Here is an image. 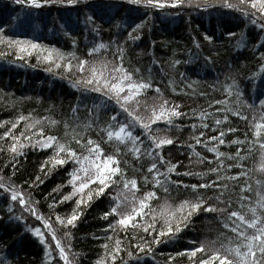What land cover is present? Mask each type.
I'll return each mask as SVG.
<instances>
[{
	"label": "trees",
	"instance_id": "obj_1",
	"mask_svg": "<svg viewBox=\"0 0 264 264\" xmlns=\"http://www.w3.org/2000/svg\"><path fill=\"white\" fill-rule=\"evenodd\" d=\"M93 2L94 0H76L69 5L64 0H51L49 3L41 0V6L34 7L16 4L14 0H0V37L31 41L38 46L33 49L27 44L20 45L27 51L17 54L16 45L9 47L7 40L0 42V53H3L0 55V121H15L18 115L28 114H31L32 119H55L60 123L49 126L46 119L41 126L45 128L46 135L58 138L64 137L65 121H75L80 125L91 124L92 127L85 131L84 138L91 136L101 144L105 153H115L117 148L120 149L119 159H127L129 162L126 176L137 177V197L142 196L144 191L151 190V183L145 185L140 179L153 159L144 152V149L151 148L148 136L158 134L171 137L174 143L165 145L160 154L165 162L177 165L171 178L173 181L181 180L183 184H173L168 193L158 190L157 199L151 201V208L157 213L165 201L175 208L180 201L193 198L192 190L184 185L203 182L199 176L176 173L204 172L208 167L216 166L214 162L209 164L208 160L199 163L202 157L214 160V154L208 152L203 144L195 143L194 138L198 137L199 132L205 133L200 139L206 140V137L215 135L217 131H226L231 127L235 131L226 132V141L238 139L253 142L252 150L243 163L245 169L250 170L248 183L253 189L244 195L254 201L256 181L264 182V172L259 171L261 150L259 144L254 143L257 139L264 141V133L259 138L253 135L255 123H264L261 119L264 108L260 103L264 100V31L259 23L253 24L236 9L221 6V0H197L198 3L213 5L207 8L185 5L163 9L127 4L119 7L121 0H115L119 12L113 8L103 16V21H97L100 25L97 33L93 31V25L85 23V15L92 11L85 4ZM229 2L238 5L239 0ZM256 19L260 21L259 16ZM141 21L143 27L138 32L133 31L131 25ZM206 35L211 39H205ZM98 43L109 47L89 54V49ZM60 55L64 57L61 64L71 61L70 72L54 66L53 61ZM117 55L122 56L127 71L152 85L136 98L141 105L149 106L147 110L141 106L143 112L137 110L138 115L147 119L151 115V106H158L164 100L179 104V110L184 114L179 119H174L171 126L159 121L151 124L150 130H143L139 126L133 128L134 135L143 141L142 159L139 163L126 150V145L115 140L108 141L102 132L109 125L114 105L105 104L103 97L97 93L72 86L81 78L76 69L79 59H85L89 63L109 61L107 64L110 63L108 67L111 68L113 64L120 63L116 60ZM46 56L53 59L46 60ZM157 87L160 89L159 93L155 91ZM226 89H230L232 94L228 95ZM213 101L222 103L214 104ZM226 106L239 111L245 119L227 113V122L214 128L215 119H222L226 114L223 111L216 112L215 109ZM201 112L209 113L207 120L198 118ZM203 123H207L208 128H203ZM23 124L22 121L17 130H22ZM193 124L196 126L192 127ZM157 129H160L159 133L156 132ZM3 130L5 129L0 128V132ZM7 143H11L8 138L0 141V149L5 148ZM72 146L77 151H82L80 146L74 143ZM216 146L226 155L234 154L237 147H242L244 152H248L250 147L249 143L242 146L229 143ZM196 153L200 155L197 156ZM51 155L52 149L28 146L23 149L22 155L16 156L13 167V154L0 150V179L19 185L26 193H30L37 213L43 214L45 218H52V228L57 237L62 243L70 245L66 251L70 259L74 258V264H97V261H107V264H189L186 255L177 256L176 253L196 247L202 241H220L230 237L234 239V234L223 227L220 215L199 211L187 222L181 233L161 243L151 244V252L147 251V245L141 251L134 247L139 241L133 237L143 236L151 243L152 236L142 229L135 232L130 227L121 229L118 224L113 223L114 219H118L113 215L103 218L102 214L110 207L107 195L94 198L87 206H82L83 210L75 227H70V239H65L66 229L55 223L54 214H70L74 199L58 203L52 208H49V203L71 191V186L65 181L74 165L70 162L55 167L45 176L40 165ZM229 162L233 163V168L226 174L241 171L235 166L237 162L225 160V163ZM121 167L125 166L121 164ZM135 168L141 170L137 172L134 171ZM36 176L43 183L36 182ZM207 178L209 177L206 176L205 179ZM243 182L242 179L240 183ZM234 183H229L233 200L229 210H238L239 188L233 191ZM58 185L61 187L57 188ZM90 188L94 189V186L90 185ZM198 191L204 193L206 190ZM115 194L116 188H113L112 195ZM207 195L212 196L213 193L208 190ZM9 203L14 202L8 201L0 190V259L6 260L7 264H64L41 221L29 212H23L19 221L12 219L7 211ZM208 203L215 204L216 201L209 199ZM15 210L16 215L20 216L18 204L15 205ZM161 222L158 215L157 223ZM109 223H113L112 229L107 228ZM30 228H39L45 234L46 243L41 244L39 238L29 231ZM117 236L122 239L126 251L122 249L113 262L108 253ZM200 255L198 253L197 258ZM169 256L173 257L172 261H169Z\"/></svg>",
	"mask_w": 264,
	"mask_h": 264
},
{
	"label": "snow or ice",
	"instance_id": "obj_2",
	"mask_svg": "<svg viewBox=\"0 0 264 264\" xmlns=\"http://www.w3.org/2000/svg\"><path fill=\"white\" fill-rule=\"evenodd\" d=\"M45 3L51 0H44ZM71 5L76 0H64ZM16 4H27L29 6L40 7L41 0H14ZM127 5L143 6L146 8L163 9L165 7H188L193 8H207L213 5L205 3H198L197 0H121L119 7ZM221 6L228 9H236L243 16L249 18L253 24L259 23L262 31H264V0H239L238 5L230 3L229 0H221ZM85 7L92 9L90 14L85 15V23L93 25V31L99 32L100 25L97 21H103V16L107 15L113 8L117 7L115 0H94L92 4H85ZM260 17V21L256 17ZM111 22V17L109 18ZM133 31H139L143 27V21L134 22L131 25ZM229 35H233L229 33ZM132 36V33H129ZM205 39L210 40L211 37L205 36ZM7 40L8 46L16 45L17 54L22 51H27L26 48H21L20 45H30L33 49L38 46L31 41L8 40L7 37H0V42ZM109 46L104 43H98L94 48L89 49V54L100 49H107ZM120 49L118 48V52ZM3 55V53H0ZM39 59V57H38ZM46 60H52L51 56L44 57ZM63 55H60L53 61L54 66L63 68L66 72L72 70V64L68 62L61 64ZM119 64H113L109 69L106 61L96 62L85 59L77 61L76 69L81 74V78L73 83L74 88H83L84 91H91L103 97L105 104H112V115L109 117V125L102 130L104 136L108 141L115 140L120 144L126 145V150L132 154L137 163L142 159L141 145L143 141L139 136L134 135L133 128L139 126L143 130H150L153 123L163 121L168 126L173 124L174 119H179L184 115L180 110L179 104H172L168 100H164L158 106H151V115L144 119L137 114V109L141 104L137 97H139L144 90L152 87L151 83L145 79L136 78L133 72H129L123 65V58L120 55L116 56ZM177 63H179L177 61ZM139 69L136 70V73ZM157 93L160 89H155ZM228 95H231V90L226 89ZM159 100L160 97L158 96ZM214 104H220L221 101H213ZM239 103V97H237ZM261 106L264 108V100H261ZM135 104V107H133ZM145 110L149 108L148 105L143 106ZM216 112L223 111L226 113L222 119H215L214 128L227 122L228 115L236 116L241 119L239 111H235L230 107L223 109L217 108ZM209 113L201 112L198 118L207 120ZM45 117L32 119L31 114L18 115L15 121H0V141L5 138L11 141L7 143L6 147L0 149L2 151H9L13 154L12 163L15 167V158L23 154V149L28 146L38 147L40 149H52V155L47 157L45 162L41 163L40 169L44 175L55 167L63 166L67 163L74 165L73 169L68 173L66 184L71 186V191L60 196L59 200L53 199L49 203V208L54 207L58 203H63L74 199V207L70 214L61 216L58 213L55 215V223L63 225L66 231L64 238L70 239V227H75V222L80 218L83 210L82 206H87L94 198L101 196H109L110 207L102 216L107 219L109 215L118 217L114 219L113 223L118 224L121 229L131 228L133 232L137 229H142L144 233L152 236V241L149 243L143 236H134L133 239L139 242L134 245L135 248L143 251L147 245V251L151 252V244L161 243L175 237L181 233L182 229L187 226V222L191 220L192 216L199 211L217 213L222 217L223 227L229 229L234 234L233 238L220 241L200 242L196 247L185 249L182 252L176 253L177 256L186 255L189 258V264H264V182L256 181V199L252 201L250 197L244 195L245 192H251L253 189L248 183L249 171L245 169L244 161L247 159L248 153L252 150L253 142L247 140L233 139L226 141L224 139L226 132H234L235 129L228 127L226 131H217L215 135L206 137V140L200 139L204 137L203 131L199 132L198 137L194 138L196 144H203L208 152L214 154V160H209L207 157H202L199 163L208 160L209 164L215 163L216 166L208 167L204 172L185 171L183 173H176V175L199 176L202 183H193L191 185H184L185 188H190L193 192V198L190 200H182L179 205L172 208L167 201L160 205V211L157 213L151 208V201L157 199L158 190H163L168 193L171 186L175 184L180 186L183 184L181 180H172V174L175 172L176 164L165 162L160 150L165 145H171L174 140L168 136L149 135L148 139L151 148L144 149V152L152 157V162L148 164L145 173L140 177L145 185L151 183V190L144 191L142 196L137 197L136 193L139 191L138 180L135 175L131 178L126 176L128 160L121 161L118 154L120 149L117 148L115 153H105L101 144L94 140L91 136L85 139V131L92 127L91 124H77L75 121L64 122V137L58 138L55 135H46L45 128L42 123L46 120ZM264 120V116L261 118ZM24 122L22 130H17V126ZM49 126H54L60 122L55 119H47ZM10 125V126H9ZM118 125V126H117ZM196 125L193 124L192 127ZM203 128H208L207 123H203ZM255 131L253 135L257 138L264 133V123L257 121L254 125ZM70 129V131H69ZM83 129V130H78ZM13 130H17L14 132ZM157 133L160 129L156 130ZM103 138V137H102ZM27 142V143H25ZM75 145L80 146L82 151H77ZM211 143V146H209ZM229 144L243 145L249 143L248 152H244L242 147H237L234 154H225L219 151L216 146ZM254 143L259 144L261 150V162L259 164V171L264 172V141L257 139ZM191 148V145H188ZM199 156V153H196ZM227 161L237 162L235 166L240 168L232 175L228 173L233 168V163H225ZM167 163V166L165 164ZM123 164L125 167H121ZM47 167V171L45 168ZM142 167V166H141ZM141 168H135L134 171H140ZM14 174V173H13ZM209 177L205 179V177ZM214 177V178H212ZM243 179V183L240 181ZM35 181L43 183L39 176L35 177ZM233 184V191L239 188L238 195V210H229L233 204V200L229 191V183ZM90 185L94 186L90 188ZM122 185V187H120ZM32 185H30L31 187ZM61 187L60 185L57 188ZM116 188V194L112 195V189ZM206 190L204 193L198 190ZM0 190L3 191L6 198L10 202L7 205V211L12 219L19 221L22 218L23 212H29L37 220L41 221L43 227L47 229L51 240L55 243V250L58 253L59 259L64 264H74V258L70 259L69 253L66 251L70 245L62 243L52 228V218H45L43 214H38L34 201L30 193H26L19 185L8 183L0 179ZM87 190V192L85 191ZM210 190L213 195L208 196L207 191ZM56 191V189H53ZM227 197V199H225ZM209 199H214L215 204L208 203ZM19 205L21 215H16L15 205ZM159 215L161 223H157V216ZM139 217V219H137ZM113 223L107 225L108 229L113 228ZM159 229V230H157ZM29 231L39 238L41 244L46 243L45 234L39 228H30ZM111 239V237H109ZM104 247H107L105 245ZM123 247L122 239L117 236L111 252L108 257L114 262L117 255ZM200 257L197 258V254ZM131 255V252L127 253ZM169 261L173 260L172 256L168 257ZM0 264H7V261L0 259ZM97 264H107V261H97Z\"/></svg>",
	"mask_w": 264,
	"mask_h": 264
},
{
	"label": "rangeland",
	"instance_id": "obj_3",
	"mask_svg": "<svg viewBox=\"0 0 264 264\" xmlns=\"http://www.w3.org/2000/svg\"><path fill=\"white\" fill-rule=\"evenodd\" d=\"M97 62H98V61H97ZM107 62H109V61H107ZM109 64H110V63H109ZM109 64H107V67H108ZM108 68H109V67H108ZM109 69H110V68H109ZM134 105H135V104H133V107H134ZM141 106H143V105H141ZM137 110L140 111V113L143 112L142 108H139V109H137Z\"/></svg>",
	"mask_w": 264,
	"mask_h": 264
}]
</instances>
